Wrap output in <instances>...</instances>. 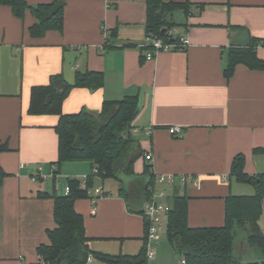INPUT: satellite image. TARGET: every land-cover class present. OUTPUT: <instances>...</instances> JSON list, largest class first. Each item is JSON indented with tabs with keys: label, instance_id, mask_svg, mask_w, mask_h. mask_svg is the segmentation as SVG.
<instances>
[{
	"label": "crops",
	"instance_id": "crops-1",
	"mask_svg": "<svg viewBox=\"0 0 264 264\" xmlns=\"http://www.w3.org/2000/svg\"><path fill=\"white\" fill-rule=\"evenodd\" d=\"M166 1L190 4L188 15L178 10L182 21L174 19L189 43L152 59L142 47L147 35L144 0H66L63 31L49 30L42 38L29 33L36 23L30 11L20 19L10 6L0 5V144L9 146L0 153L7 173L0 186V264L39 261L37 248L49 243L47 231L56 222L54 199L38 194L51 192L54 183L58 194H66L69 177L83 179L92 170L87 161L65 162L54 180L59 116L32 115L28 109L32 87L48 84L55 74L74 83L78 71L104 73L101 88L71 91L63 104L65 113L99 111L105 100L127 96H137L140 103L131 129L144 150L135 162L136 175H122L123 183L100 180L95 187H102L104 196L94 202L91 194L75 202L93 252L136 256L148 244L145 218L136 211L147 201L142 188L136 206L130 198L133 176L149 180V163L156 176L190 175L198 180V185L186 187L157 186L166 192L159 200L168 204L176 194L188 196L191 227L223 226L227 198L256 193L255 186L238 181L231 168L234 158L244 154L248 174L264 173V151H255L264 148V70L239 63L227 79L225 68L230 49L248 47L254 39L264 59V0ZM173 127L181 131L172 134ZM146 152L152 154L151 161ZM260 225L264 229V213ZM151 245L155 254L147 264H185L167 238V227ZM87 264L114 263L91 255Z\"/></svg>",
	"mask_w": 264,
	"mask_h": 264
},
{
	"label": "trees",
	"instance_id": "trees-1",
	"mask_svg": "<svg viewBox=\"0 0 264 264\" xmlns=\"http://www.w3.org/2000/svg\"><path fill=\"white\" fill-rule=\"evenodd\" d=\"M144 1L147 5L146 33L156 34L166 42L178 41L177 36L170 34L172 28L180 25L174 20V14L182 10L188 15L190 4L166 0ZM0 5L10 6L13 14L20 19H24L30 11L36 18V23L29 27V33L34 38L44 37L49 30L62 32L64 29L66 0H52L50 3L37 5H31L26 0H0ZM258 43L254 39L248 47L230 49L225 68L227 79L233 76L239 63H244L251 69L264 70V59L256 51ZM103 85V72L78 71L74 83L67 82L59 73L51 76L48 84L35 85L31 89L28 109L30 114L59 116L55 125L59 138V154L58 159L52 162L55 166L54 180L65 162L87 161L92 166L91 173L86 176V187H83L82 179L69 177L68 194H58L55 183L51 192L38 194L54 199L56 226L48 229L49 243L38 246L39 261L33 264H87L91 255L114 264L148 262L147 244L136 256H112L93 252L89 246L90 238L86 234L84 216L75 208L78 199L90 197L88 189L94 188L98 180L114 178L122 182V175H136L135 162L144 154L138 140L131 133L132 123L140 108L137 96L105 100L99 111H63L64 101L74 88L96 90ZM6 150H9L8 144H0V153ZM257 150L264 151V148L255 149ZM245 164L246 156L237 155L232 162V174L238 181L254 185L256 193L229 196L226 200V220L223 226L191 227L188 223V196L176 194L170 200L167 238L176 252L183 257L185 264H264V229L260 225V218L264 213V173L248 174ZM145 173L150 178L142 188V195L149 200L156 179L152 164L146 165ZM6 175L0 164V186ZM121 193H127L124 187ZM136 211L142 213L143 210ZM240 230L245 231L248 242L259 250L260 261H242L235 256L234 244ZM147 240L146 223V243Z\"/></svg>",
	"mask_w": 264,
	"mask_h": 264
},
{
	"label": "built area",
	"instance_id": "built-area-1",
	"mask_svg": "<svg viewBox=\"0 0 264 264\" xmlns=\"http://www.w3.org/2000/svg\"><path fill=\"white\" fill-rule=\"evenodd\" d=\"M170 34L178 37V41L176 42H166L156 34L150 33L146 35L145 43L142 47L147 48L146 58L152 59L161 51H169L173 49H182L188 45L189 39L188 37L180 34L177 27H174L170 30ZM181 131L180 127L170 128V132L172 134L179 133ZM150 133V131H149ZM145 158L149 161L152 160V154L150 152L145 153ZM35 180L36 177L34 176ZM168 185L172 187H176L178 185L186 187L189 184L198 185V180L190 175H157L155 179V186L151 188L152 197L146 201L142 215L145 218L146 223L148 224V244L146 246L147 249V257L151 258L155 254V249L152 247L151 242H159L162 238V233L167 227L168 213L171 209V205L159 200V198L165 197L166 192L162 189H158L159 185ZM83 187L87 186L86 177L82 179ZM70 192V186L67 184L65 187V193L68 194ZM88 193L95 194L92 197L93 201L96 202L99 197L105 195L102 187H94L92 189H88ZM185 261V260H184ZM44 264V263H43Z\"/></svg>",
	"mask_w": 264,
	"mask_h": 264
},
{
	"label": "rangeland",
	"instance_id": "rangeland-1",
	"mask_svg": "<svg viewBox=\"0 0 264 264\" xmlns=\"http://www.w3.org/2000/svg\"><path fill=\"white\" fill-rule=\"evenodd\" d=\"M174 19L175 20H180L182 21L184 19L182 13L180 11L176 12L174 15ZM87 164V163H86ZM133 189L132 192L134 193L133 197L130 198V200L132 201V205L136 206V199L138 191L140 188H143L145 182H147L148 180V176H138L135 177L133 176ZM66 180V179H65ZM63 180V181H65ZM101 184L102 182L100 180H98L95 184V186H97L98 184ZM136 188V189H135ZM53 189V180L49 181V190ZM130 190V189H129ZM62 191V190H60ZM139 204H141V202H139ZM259 250L257 248H255L254 246H252L247 238H246V233L243 230L238 231V234L236 236V240H235V249H234V254L236 255L237 258H239L242 261H260V257L261 255L259 254Z\"/></svg>",
	"mask_w": 264,
	"mask_h": 264
}]
</instances>
